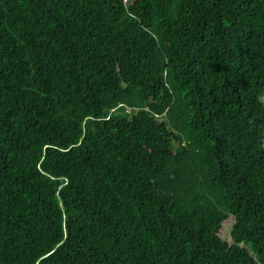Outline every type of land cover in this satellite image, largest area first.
<instances>
[{"label":"trees","instance_id":"1","mask_svg":"<svg viewBox=\"0 0 264 264\" xmlns=\"http://www.w3.org/2000/svg\"><path fill=\"white\" fill-rule=\"evenodd\" d=\"M0 264H264V0H0Z\"/></svg>","mask_w":264,"mask_h":264}]
</instances>
